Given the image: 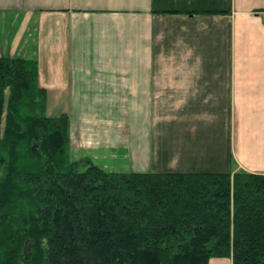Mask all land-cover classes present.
I'll list each match as a JSON object with an SVG mask.
<instances>
[{
  "label": "crops",
  "instance_id": "obj_1",
  "mask_svg": "<svg viewBox=\"0 0 264 264\" xmlns=\"http://www.w3.org/2000/svg\"><path fill=\"white\" fill-rule=\"evenodd\" d=\"M263 11L264 0H0V56L38 61L76 157L264 173Z\"/></svg>",
  "mask_w": 264,
  "mask_h": 264
},
{
  "label": "trees",
  "instance_id": "obj_2",
  "mask_svg": "<svg viewBox=\"0 0 264 264\" xmlns=\"http://www.w3.org/2000/svg\"><path fill=\"white\" fill-rule=\"evenodd\" d=\"M70 140L38 61L0 56V264H264V173L109 170Z\"/></svg>",
  "mask_w": 264,
  "mask_h": 264
},
{
  "label": "rangeland",
  "instance_id": "obj_3",
  "mask_svg": "<svg viewBox=\"0 0 264 264\" xmlns=\"http://www.w3.org/2000/svg\"><path fill=\"white\" fill-rule=\"evenodd\" d=\"M75 153L79 154L80 152H79V151H75ZM73 156H74V157H76V155H75V154H74ZM112 160H113V159H110V160H109V162H111ZM97 161H98V160H97ZM98 162H99V161H98ZM100 163H102V164H103V162H100Z\"/></svg>",
  "mask_w": 264,
  "mask_h": 264
},
{
  "label": "built area",
  "instance_id": "obj_4",
  "mask_svg": "<svg viewBox=\"0 0 264 264\" xmlns=\"http://www.w3.org/2000/svg\"><path fill=\"white\" fill-rule=\"evenodd\" d=\"M263 13H264V11H263ZM264 17V16H263Z\"/></svg>",
  "mask_w": 264,
  "mask_h": 264
}]
</instances>
